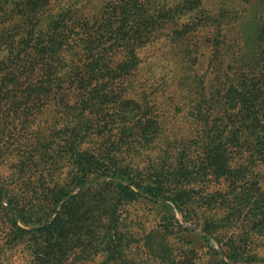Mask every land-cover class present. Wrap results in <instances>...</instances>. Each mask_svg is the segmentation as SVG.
<instances>
[{"label": "trees", "instance_id": "trees-1", "mask_svg": "<svg viewBox=\"0 0 264 264\" xmlns=\"http://www.w3.org/2000/svg\"><path fill=\"white\" fill-rule=\"evenodd\" d=\"M48 111L56 117L36 116ZM178 112L186 133L171 126ZM34 126L50 132L33 139L41 159L20 153L21 194L40 190L27 175L43 159L69 166L70 185L49 180L59 201L73 185L98 187L65 202L44 228L12 219L10 247L26 243L32 264H65L72 247L80 261L102 246L112 259L116 227L92 233L77 197L110 191L117 206L136 187L186 213L192 170L225 181L232 145L264 161V0H0V132L26 138ZM19 196L8 197L11 213L38 224L28 211L39 204L25 211Z\"/></svg>", "mask_w": 264, "mask_h": 264}, {"label": "rangeland", "instance_id": "rangeland-1", "mask_svg": "<svg viewBox=\"0 0 264 264\" xmlns=\"http://www.w3.org/2000/svg\"><path fill=\"white\" fill-rule=\"evenodd\" d=\"M30 113L26 111L24 114ZM182 115L178 112L177 119H173L174 123L170 125L175 131L186 133L190 130L189 122L183 121ZM36 116L52 119L56 114L48 111ZM41 124L49 126L45 121ZM48 129L34 126L26 138L21 137L23 132H12L11 139L7 137V129L0 132V187L3 188H0V197L3 198L0 201L4 203L0 204V264H32L33 255L26 248V243L17 248L10 247L12 219L25 230L44 228L59 216L65 202L84 189L98 187L73 185L72 192L59 201L61 193L54 187L57 181L61 186L63 183L70 185L72 178L67 175L69 166L43 159L42 166L28 171L27 175L30 182L41 187L40 190L21 194L13 183L14 176L20 174L16 168L21 161L20 153L24 151L27 156L41 159L40 152L33 148V139L38 133L41 136L49 133ZM44 148L45 145L41 153ZM251 149L232 145L229 156L232 172L223 182L209 171L201 175L192 170L190 181H184V189L190 191L191 203L190 211L186 213L181 212L168 197H154L136 187L133 189L137 194L126 196L117 206L113 205L114 194L110 191L94 193L89 202H85L84 197H77L74 207L81 212V223L85 220L92 233L116 227V236L110 241L113 258L107 259V252L102 246V251L93 258L80 261L76 248L72 247L66 250L65 257L68 254L71 257L65 264H264V209L259 203V198L264 196V161L251 157ZM57 175L59 179H56ZM45 176L48 184L44 187L41 183ZM53 177L57 181H49ZM111 180L113 178L108 177L101 184ZM114 180L122 181L118 178ZM15 194L20 195L19 203L25 211L31 207L29 201L39 204L36 210L28 211L30 221L38 224L25 225L18 211L11 213L13 208H8V197L12 198ZM114 202L117 200L114 199Z\"/></svg>", "mask_w": 264, "mask_h": 264}, {"label": "water", "instance_id": "water-1", "mask_svg": "<svg viewBox=\"0 0 264 264\" xmlns=\"http://www.w3.org/2000/svg\"><path fill=\"white\" fill-rule=\"evenodd\" d=\"M0 204H4L2 201H0Z\"/></svg>", "mask_w": 264, "mask_h": 264}]
</instances>
